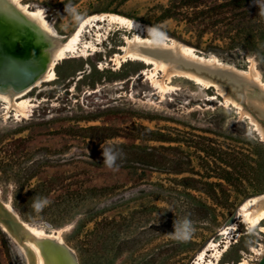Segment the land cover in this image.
<instances>
[{
  "label": "rangeland",
  "instance_id": "1",
  "mask_svg": "<svg viewBox=\"0 0 264 264\" xmlns=\"http://www.w3.org/2000/svg\"><path fill=\"white\" fill-rule=\"evenodd\" d=\"M20 1L41 10L60 36H70L89 16L116 13L238 69L255 61L264 79V17L254 0ZM221 3L227 6L209 11ZM171 7L177 12L169 16ZM85 29L77 52L56 66L57 78L24 97L27 116H6L0 100V199L23 221L61 231L79 264H257L264 221L251 228L238 215L245 201L264 194V141L250 120L225 106L213 88L177 79L163 93L142 74L145 64L118 67L111 59L135 30L109 20ZM244 105L264 126V111ZM141 127L167 142L129 136L145 133ZM114 132L128 136L107 138ZM106 141L125 154L118 172L103 165ZM137 145L171 149L153 150L155 163L147 159L144 166ZM225 169L233 184L224 183L225 195L219 187L215 194L204 182H220ZM37 194L51 201L41 213L31 208ZM187 213L196 231L178 242L168 234L175 217ZM0 264H28L1 230Z\"/></svg>",
  "mask_w": 264,
  "mask_h": 264
},
{
  "label": "bare ground",
  "instance_id": "2",
  "mask_svg": "<svg viewBox=\"0 0 264 264\" xmlns=\"http://www.w3.org/2000/svg\"><path fill=\"white\" fill-rule=\"evenodd\" d=\"M10 1L16 6V11L0 2V100L6 104V116L13 111L20 116H27L30 104L24 97L57 78L56 66L70 54L77 52L89 23L109 20L123 25L129 32H136L133 36H124L123 44L119 47L120 52L112 57L111 60L118 67L129 61L145 64L147 67L142 74L163 93L175 89L173 82L177 79L190 81L206 89H215L216 94L223 98L224 105L235 107L239 114L249 119L264 141V126L244 105L249 104L264 111V79L255 61L250 62L248 70L238 69L216 56L206 57L199 54L193 47L169 38L147 23L116 13L89 16L70 36L64 37L52 29L41 10H31L20 0ZM22 38L30 43L29 47L21 46ZM85 47L96 50L94 46ZM34 53L38 56L29 59ZM0 209L7 212L17 223L28 227L36 238L58 240L64 245L61 231L48 233L20 221L19 214L11 204L1 199ZM238 215L251 228L261 225L264 221V194L245 201ZM0 227L25 254L28 264H46L40 248L25 243L3 218H0ZM261 231L264 233V226H261ZM64 246L69 252L66 253L63 264H77L74 252L67 245ZM256 252L261 259L264 246ZM201 258H204V254ZM239 264L251 263L242 259Z\"/></svg>",
  "mask_w": 264,
  "mask_h": 264
},
{
  "label": "clouds",
  "instance_id": "3",
  "mask_svg": "<svg viewBox=\"0 0 264 264\" xmlns=\"http://www.w3.org/2000/svg\"><path fill=\"white\" fill-rule=\"evenodd\" d=\"M254 4L259 8L258 15L264 17V0H254ZM74 19L79 20L80 16L73 11ZM103 157V165L110 170L119 171L120 164L118 161L125 159V154L118 146L104 142L101 144ZM51 201L44 196L37 194L32 198L31 208L36 213H41ZM174 231L168 235L178 242H186L190 240L196 231L195 222L191 219V213H187L182 217H175L173 221Z\"/></svg>",
  "mask_w": 264,
  "mask_h": 264
},
{
  "label": "water",
  "instance_id": "4",
  "mask_svg": "<svg viewBox=\"0 0 264 264\" xmlns=\"http://www.w3.org/2000/svg\"><path fill=\"white\" fill-rule=\"evenodd\" d=\"M0 2L12 10H15V11L17 10L16 6L10 0H0ZM22 36L24 35L22 34ZM20 44L22 47L30 46V43L25 38L20 39ZM37 56L38 55L34 53L28 58L29 59L36 58ZM0 218H3L4 222L12 229V231L16 235L21 237L25 243L29 245L33 244V246L39 247L45 258L46 264H63V259L66 253L69 252L64 246V245H67L65 244V242L63 245V243H61L58 240L48 239V238L47 239L36 238L28 227L26 228L24 225L17 223L16 220H14L7 212L5 213L1 209H0ZM19 219L20 221H22L21 218ZM73 252L76 257L75 258L76 262L77 264H79V258L77 256V253L75 252V250H73ZM257 264H264V255L258 261Z\"/></svg>",
  "mask_w": 264,
  "mask_h": 264
},
{
  "label": "trees",
  "instance_id": "5",
  "mask_svg": "<svg viewBox=\"0 0 264 264\" xmlns=\"http://www.w3.org/2000/svg\"><path fill=\"white\" fill-rule=\"evenodd\" d=\"M126 1H128V0H126ZM187 1H189V0H185V2H187ZM236 2H238V1H234V2L231 1L230 2V5L231 4H236ZM226 6H227L226 3H221V4H218V5H216V6L212 7V8H208V9H209V11H214V10H218L220 8H224ZM174 8L175 7H171L169 9H167V12H168L169 16H172L173 14H175V12H177L176 9H174ZM196 14H197L196 15V18H198L199 16H205L206 15V11L205 10L204 11H200V12H198ZM185 16L188 18V20H190L192 22L195 21L194 19H192V17H190L188 15H184V17ZM209 16H212V15H209ZM263 33H264V31H263ZM263 33H261L262 34L260 36L261 39L264 38ZM251 34H252L251 37L253 39L257 38V36L255 35V33L252 32ZM89 120L91 121V119H89ZM103 128H106V127H101V126H93V127H90V129H92V130H102ZM141 129H143L145 131V133H141L140 131H138L139 133L137 132V133H134L132 135L129 134V136H133V138H135V139L137 138V139H145V140L147 139V140H156V141H160V142H167V139H165L162 135H161V137L157 136V134H160L157 131L150 130V129L146 128V127H141ZM125 136H128V133L127 134H121V133L114 132V133H110L107 136V138L113 139L115 137H125ZM137 147L142 149V158L140 159V161H141L142 165H144V166H147V161H146L147 159L150 160L151 164L153 162L155 163V161L153 159L154 158L153 157L154 156L153 152L155 150H157V149H160V150H168V149H171L170 147H166V146L150 147V146H138L137 145ZM149 151H152V152L150 153ZM232 175L233 174L230 171H227L225 169V170H223V175H221V177H219L220 178V182H217V183L204 182V184H206L209 187L213 188V192L215 194L216 193L219 194V191L216 189L217 187H219L221 193L223 195H225L228 191L226 190L224 183L233 184L232 181H231V176ZM104 190L105 189H103V191ZM220 200H221V198H219L217 202H219ZM0 230L2 232V235L5 236L6 233L2 229H0Z\"/></svg>",
  "mask_w": 264,
  "mask_h": 264
}]
</instances>
